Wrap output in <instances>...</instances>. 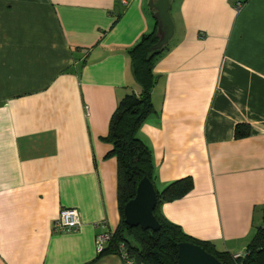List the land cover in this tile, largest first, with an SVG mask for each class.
Masks as SVG:
<instances>
[{
  "label": "crops",
  "instance_id": "crops-1",
  "mask_svg": "<svg viewBox=\"0 0 264 264\" xmlns=\"http://www.w3.org/2000/svg\"><path fill=\"white\" fill-rule=\"evenodd\" d=\"M121 1L0 0V264H121L94 244L95 224L119 221L102 139L118 100L139 91L125 53L155 25L147 0ZM169 16L155 114L136 136L155 190L184 177L192 189L158 214L242 254L264 205V0H171ZM67 208L80 226L51 232Z\"/></svg>",
  "mask_w": 264,
  "mask_h": 264
},
{
  "label": "trees",
  "instance_id": "trees-1",
  "mask_svg": "<svg viewBox=\"0 0 264 264\" xmlns=\"http://www.w3.org/2000/svg\"><path fill=\"white\" fill-rule=\"evenodd\" d=\"M155 25L150 32L142 34L137 42L126 51L129 72L138 87V93L125 94L118 100L109 121L106 136L102 141L111 146L106 156L115 160L116 205L119 221L107 244L97 254V258L115 254L118 244L136 264H175L177 245L190 243L213 256L220 264H264V205L260 209L262 223L253 228V233L245 246L242 257L233 259L224 251H217L210 242L195 240L185 235L181 229L166 221L158 214L162 203L181 198L192 189L189 177L180 178L166 184L160 191L154 189L155 203L152 215L158 224L157 231L128 228L123 223L122 207L133 198L138 181L145 176L153 186V167L149 149L137 138L139 126L155 110L151 103V90L156 76L153 64L168 50L167 44L159 51H148L155 43ZM248 134V126L236 124L233 137L240 139Z\"/></svg>",
  "mask_w": 264,
  "mask_h": 264
},
{
  "label": "water",
  "instance_id": "water-1",
  "mask_svg": "<svg viewBox=\"0 0 264 264\" xmlns=\"http://www.w3.org/2000/svg\"><path fill=\"white\" fill-rule=\"evenodd\" d=\"M171 0H147V8L155 22V43L148 51H159L169 41L173 25L169 16ZM155 203V193L151 182L143 176L137 183L132 199L122 207L123 223L128 228L138 227L140 230L157 231L158 224L152 215ZM175 264H220L213 256L200 247L190 243L177 245Z\"/></svg>",
  "mask_w": 264,
  "mask_h": 264
},
{
  "label": "built area",
  "instance_id": "built-area-1",
  "mask_svg": "<svg viewBox=\"0 0 264 264\" xmlns=\"http://www.w3.org/2000/svg\"><path fill=\"white\" fill-rule=\"evenodd\" d=\"M124 5L125 1H121ZM80 226L78 213L75 209L67 208L60 209L56 217L51 222V232L53 233H71L78 229ZM95 227L99 229L94 238L95 249L100 252L102 248L107 244L112 236V231L107 229L104 221L95 224ZM115 255L119 258L121 264H136L134 260L128 256L123 244H118ZM242 257V254L232 255L233 259Z\"/></svg>",
  "mask_w": 264,
  "mask_h": 264
}]
</instances>
